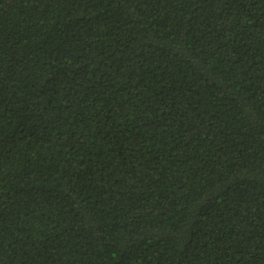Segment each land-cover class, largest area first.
<instances>
[{"label":"trees","instance_id":"1","mask_svg":"<svg viewBox=\"0 0 264 264\" xmlns=\"http://www.w3.org/2000/svg\"><path fill=\"white\" fill-rule=\"evenodd\" d=\"M0 264H264V0H0Z\"/></svg>","mask_w":264,"mask_h":264}]
</instances>
